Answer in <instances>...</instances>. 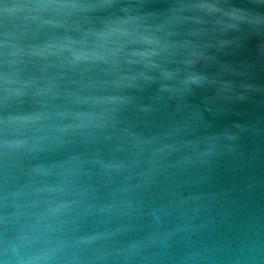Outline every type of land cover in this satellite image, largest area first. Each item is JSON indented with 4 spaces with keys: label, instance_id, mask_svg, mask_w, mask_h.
<instances>
[{
    "label": "water",
    "instance_id": "water-1",
    "mask_svg": "<svg viewBox=\"0 0 264 264\" xmlns=\"http://www.w3.org/2000/svg\"><path fill=\"white\" fill-rule=\"evenodd\" d=\"M0 264H264V0H0Z\"/></svg>",
    "mask_w": 264,
    "mask_h": 264
},
{
    "label": "clouds",
    "instance_id": "clouds-1",
    "mask_svg": "<svg viewBox=\"0 0 264 264\" xmlns=\"http://www.w3.org/2000/svg\"><path fill=\"white\" fill-rule=\"evenodd\" d=\"M209 9H213L214 10V6L213 5H208L207 6ZM121 35L123 36V35H127V33H121ZM142 42H144V43H148V44H151L152 43V40L151 39H149L148 37H143L142 38ZM140 55H146L145 53H140ZM78 58V57H77ZM193 82H195V77H191L190 78Z\"/></svg>",
    "mask_w": 264,
    "mask_h": 264
}]
</instances>
